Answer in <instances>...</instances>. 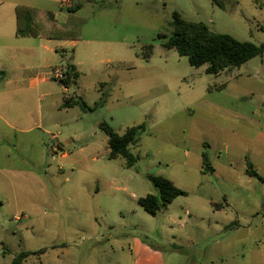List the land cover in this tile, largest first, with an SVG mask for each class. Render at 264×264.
I'll list each match as a JSON object with an SVG mask.
<instances>
[{
    "label": "rangeland",
    "instance_id": "obj_1",
    "mask_svg": "<svg viewBox=\"0 0 264 264\" xmlns=\"http://www.w3.org/2000/svg\"><path fill=\"white\" fill-rule=\"evenodd\" d=\"M21 2L53 11L61 22L74 15L85 23L74 38L80 74L67 89L79 103L58 111L54 97L41 101L46 121L74 120L61 136L73 134L71 155L55 157V127L35 133L39 141L31 135L20 139L33 141L20 149L28 159L42 161V182L35 186V180L24 179L7 205V247L44 250L30 256V264H132L135 257L138 264H247L244 256L253 259L264 246V181L248 176L245 167L252 161L264 177V55L216 75L206 72V64L192 66L164 43L172 34L174 11L215 32L264 43V0H73L80 5L75 10L60 0ZM149 44L153 53L145 59ZM67 60L59 54L56 63ZM55 82V90L64 86ZM104 122L121 134L146 123L131 146L135 166H126L122 156L108 158ZM204 161L214 170H206ZM148 174L170 179L187 195L151 215L139 202L158 191ZM225 196L232 206L215 210L211 201L224 203ZM30 198L42 203L16 221L14 213L22 214L16 204L28 206ZM236 219L242 228L224 226Z\"/></svg>",
    "mask_w": 264,
    "mask_h": 264
},
{
    "label": "crops",
    "instance_id": "obj_2",
    "mask_svg": "<svg viewBox=\"0 0 264 264\" xmlns=\"http://www.w3.org/2000/svg\"><path fill=\"white\" fill-rule=\"evenodd\" d=\"M60 2L62 7L66 6L69 10L80 7L73 0H60ZM20 4L25 3H22L21 0H0V70L6 71L5 77L0 79V264H12L13 258L20 251L25 250L17 247L15 250L9 248V251H5L7 245L4 236L5 232L9 230L6 227L8 215L7 205H9L12 199L17 198L16 189L23 183L24 179L26 181L29 177L35 180V183H33L34 185L36 184L35 186H38V183L42 182V172H40L43 165L42 161H34L33 156L29 159L25 157L24 151L20 149L21 146L33 145L32 140L37 139L39 141L41 137H38V134L35 133L39 132L41 135L42 130L45 133H49V128L55 127L57 131L53 135L58 139L56 144L58 150L56 151L53 148L55 150V157L61 155L62 158H68L71 155L67 148L70 145L69 140L74 138L72 137L73 134L70 137L65 136L62 138L61 136L73 128L74 120L61 118L56 121H46L41 105V101L44 98L54 97V101L58 104V111H61L64 107H71L64 105L65 98H71L72 101L70 103L72 104L75 100L68 94V87L63 86L60 90H55L53 86L56 82L51 78V69L54 66H58L56 63L58 55L61 54L62 59L69 60L72 58V63L76 65V71L80 74L78 67L80 64L73 61L75 47L77 48L79 42L78 40L34 37L37 40L29 41L23 40L25 39L24 37L17 35L16 7ZM12 13L15 15L14 20H12ZM27 51L30 52V55H27ZM36 58H39L40 63H35ZM11 59L16 61H12V65H9ZM62 66L65 69V65ZM41 68L43 69L42 71H37ZM27 72H30V74ZM24 74H26V78ZM76 134L77 131H74V135ZM29 135L32 136V140L27 139L20 142L21 138L24 136L28 137ZM42 145L43 143H41ZM41 152L44 154V147L41 148ZM24 161L30 164L31 167L27 168ZM246 170L247 165L245 167V173L247 174ZM28 201L30 202L29 205L25 207L23 205L24 208L21 207V203L16 204V208H19L21 210L20 212H22V214L14 213L13 217L14 219L16 218V221H21L22 218H28L29 214L25 213V211L32 212L34 211V206L36 209L38 203H42V199L40 201L38 199L33 201L30 198ZM211 202L213 205V201ZM227 203L228 205L223 208L232 206L228 200ZM223 208L214 207L215 210ZM25 226L27 227L26 224ZM224 226L226 228L230 226L231 230H238L243 227L237 219L229 225L225 224ZM257 249L259 250L254 251L257 254L254 255L253 259L252 257L249 259L250 262H247L249 261L247 260L248 257L244 256L245 263L251 264L253 260L254 264H264V246ZM224 250H222V253H224ZM251 252L252 250L249 249V253ZM222 253L219 252L218 254ZM130 254L131 256L134 255L132 248L130 249ZM29 258L25 264H30ZM38 259L40 260V256H38ZM137 259L135 257L132 264H138ZM219 259L226 260L225 257L221 256H219ZM32 264H38V262H32ZM39 264H43V262ZM80 264L86 263L83 262Z\"/></svg>",
    "mask_w": 264,
    "mask_h": 264
},
{
    "label": "trees",
    "instance_id": "obj_3",
    "mask_svg": "<svg viewBox=\"0 0 264 264\" xmlns=\"http://www.w3.org/2000/svg\"><path fill=\"white\" fill-rule=\"evenodd\" d=\"M220 3V0H212ZM221 4V3H220ZM79 8V7H77ZM74 8L73 10L77 9ZM16 33L21 37H46L55 39H74L81 34L83 18L72 15L68 21L61 22L56 14L50 10H41L31 5L20 4L16 7ZM172 34L164 43L165 47L175 48L181 56H187L192 66L201 67L207 65L206 72L209 74H219L226 69L240 67L256 56L264 55V43L256 44L249 41H241L231 34L213 31L203 22H193L187 20L180 12L174 11L170 21ZM153 44L146 46L143 57L149 59L153 53ZM72 59V58H71ZM67 60L65 64L66 78L60 82L68 87L72 82H76L79 77L76 65L72 60ZM6 71L0 70V79H3ZM223 87V86H222ZM71 98H65V106L78 104V100L70 103ZM103 99L99 104H103ZM72 104V105H71ZM82 106L90 108L85 101ZM100 127L108 136L109 159H116L122 156L126 159V166L133 167L138 161V157L133 153L131 146L136 144L139 135L146 130V123L127 127L124 133L117 132L108 123H101ZM206 170H214L204 161ZM247 174L264 180V177L254 168V164L248 160ZM149 180L156 186L157 193H149L139 199L143 208L153 216L159 211L167 208L177 197L187 195V192L177 187L173 181L163 176L148 174ZM225 202H213L215 208H223L228 205ZM233 226V224H231ZM5 251L9 248L5 247ZM44 250L20 251L12 260V264H25L32 255H39Z\"/></svg>",
    "mask_w": 264,
    "mask_h": 264
},
{
    "label": "built area",
    "instance_id": "obj_4",
    "mask_svg": "<svg viewBox=\"0 0 264 264\" xmlns=\"http://www.w3.org/2000/svg\"><path fill=\"white\" fill-rule=\"evenodd\" d=\"M51 78H53L54 80L60 81V80H64L66 78V74H65V69L63 68V66H54L51 69ZM55 138H57L56 136H54ZM56 147L55 150H58V146L55 145ZM20 219V218H19Z\"/></svg>",
    "mask_w": 264,
    "mask_h": 264
}]
</instances>
